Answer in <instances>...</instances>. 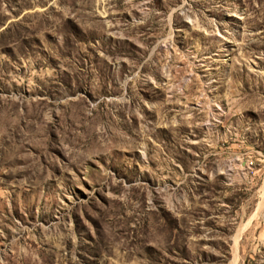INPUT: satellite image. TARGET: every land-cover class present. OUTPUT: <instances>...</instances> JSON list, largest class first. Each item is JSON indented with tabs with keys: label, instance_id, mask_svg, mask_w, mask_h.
Returning <instances> with one entry per match:
<instances>
[{
	"label": "rangeland",
	"instance_id": "obj_1",
	"mask_svg": "<svg viewBox=\"0 0 264 264\" xmlns=\"http://www.w3.org/2000/svg\"><path fill=\"white\" fill-rule=\"evenodd\" d=\"M0 264H264V0H0Z\"/></svg>",
	"mask_w": 264,
	"mask_h": 264
}]
</instances>
